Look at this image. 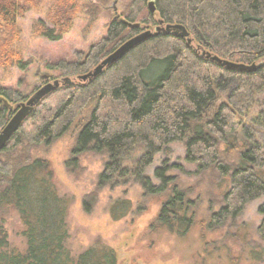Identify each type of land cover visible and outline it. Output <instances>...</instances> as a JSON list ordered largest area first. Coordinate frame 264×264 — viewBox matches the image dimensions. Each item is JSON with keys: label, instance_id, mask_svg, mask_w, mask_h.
<instances>
[{"label": "trees", "instance_id": "16d2710c", "mask_svg": "<svg viewBox=\"0 0 264 264\" xmlns=\"http://www.w3.org/2000/svg\"><path fill=\"white\" fill-rule=\"evenodd\" d=\"M42 1L0 0V30L6 34L0 41V66L27 70L28 62L12 49L19 35L16 22ZM53 1L47 17L52 28L41 22V35L59 41L80 6L76 0ZM111 1L96 0L95 6ZM121 1L123 10L109 24L106 37L75 61L46 66L57 74L55 81L73 83L45 96L0 152V217L4 210L15 211L26 241L25 252L12 250L1 228L0 264H118L116 251L103 243L72 255L67 248L70 201L58 193L48 162L31 156L32 148L50 146L74 126L79 132L68 170L85 153L107 158L95 190L84 198L85 213L92 211L104 188L131 181L142 187L143 197L168 195L152 229L179 236L190 231L196 212L188 192L166 177L165 168L156 170L159 185L146 176L155 156L177 142L185 147V161L197 167L184 174L213 176L228 189L211 215L210 231L236 220L249 202L264 197V144L253 131L264 127V109L252 126L244 123L261 96L264 105V0H155L154 12L150 0ZM160 22L162 27H181L186 35L156 33ZM142 26L154 28L153 35L96 77L79 79L143 32ZM214 58L256 68L239 71ZM48 76L46 83L53 79ZM26 100L11 88H0V133ZM139 148L141 157L124 166ZM131 210L126 199L109 206L113 221ZM259 214L263 220L257 234L264 245V204Z\"/></svg>", "mask_w": 264, "mask_h": 264}, {"label": "rangeland", "instance_id": "374dc122", "mask_svg": "<svg viewBox=\"0 0 264 264\" xmlns=\"http://www.w3.org/2000/svg\"><path fill=\"white\" fill-rule=\"evenodd\" d=\"M76 1L80 10L72 27L59 41L41 35L45 23L46 27L52 28L47 17L54 6L53 0H43L17 20L19 35L15 36L12 49L29 65L24 71L14 66H0V88H11L27 100L31 98L46 84L42 76L50 74L51 83L57 80V74L48 71L46 66L61 60L75 61L78 54L87 53L92 45L106 37L109 24L114 17H119L124 5L121 0H112L107 6H95L96 0ZM87 5L96 9L91 7L88 10ZM153 29L142 26L141 31H144L140 34ZM2 32L3 28L0 30L1 42L6 39ZM262 103L263 96L258 98V104L244 120L247 126H252V119L264 109ZM253 131L264 144V127ZM78 132L79 128L74 126L50 146L42 145L31 150L33 159L48 162L58 193L70 201L67 248L72 255L77 256L94 244L103 243L116 251L118 264H264V245L257 234L263 220L259 207L264 204V197L249 202L236 220H229L220 229L210 231L211 215L220 209L222 195L228 189L222 182L218 184L213 176L184 174V171L194 173L197 167L185 161L186 150L182 143L170 144L166 151L156 155L146 170V176L159 185L156 170L165 168L168 170L166 177L174 178L179 189L188 192L196 215L194 226L186 234L179 236L166 229H152L168 195L143 197L142 187L131 181L115 188H104L92 211L85 213L84 198L95 190L107 158L85 153L74 162L77 165L70 164L68 170L66 163L72 159ZM142 154L140 148L135 150L124 166H132ZM118 199L130 201L132 210L125 218L113 221L109 206ZM1 228L11 249L25 252L23 227L15 211L4 210L3 217H0Z\"/></svg>", "mask_w": 264, "mask_h": 264}, {"label": "water", "instance_id": "95a60500", "mask_svg": "<svg viewBox=\"0 0 264 264\" xmlns=\"http://www.w3.org/2000/svg\"><path fill=\"white\" fill-rule=\"evenodd\" d=\"M154 2L155 0H150L149 7L151 12H154ZM162 22H160V26L155 29V32H163V33H181V36H185L186 33L181 27H172L166 26L162 27ZM136 27L139 28L140 25L136 24ZM153 35L152 31H146L143 34L136 36L135 38L129 40L124 45H122L114 54L105 59L93 72L89 73L86 76L79 78L82 81H86L88 79H92L96 77L106 66H110L117 60H119L122 56H124L130 49L139 44L144 39ZM213 60L217 61L220 64L227 66L228 68L236 69L239 71H252L255 70L256 65L252 66H244V65H236L231 64L225 61H222L218 58H214ZM43 80L48 81L49 76H42ZM73 82L70 79H63L61 81H54L53 83H46L43 87H41L31 98H29L25 103H21L16 107V112L5 128L0 133V152L5 148L9 140L12 136L17 132L21 124L26 120V118L33 112L36 105L48 94L57 90L61 85H71ZM12 110L13 108L9 106Z\"/></svg>", "mask_w": 264, "mask_h": 264}]
</instances>
